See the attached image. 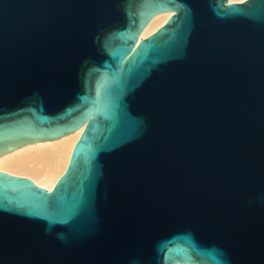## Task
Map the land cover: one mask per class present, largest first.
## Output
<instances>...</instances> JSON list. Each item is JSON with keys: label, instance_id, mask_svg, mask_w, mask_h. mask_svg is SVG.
Masks as SVG:
<instances>
[{"label": "water", "instance_id": "obj_1", "mask_svg": "<svg viewBox=\"0 0 264 264\" xmlns=\"http://www.w3.org/2000/svg\"><path fill=\"white\" fill-rule=\"evenodd\" d=\"M83 124L0 264H264V0H0V150Z\"/></svg>", "mask_w": 264, "mask_h": 264}, {"label": "bare ground", "instance_id": "obj_2", "mask_svg": "<svg viewBox=\"0 0 264 264\" xmlns=\"http://www.w3.org/2000/svg\"><path fill=\"white\" fill-rule=\"evenodd\" d=\"M169 14L172 11L155 13L141 30L138 40L154 32L155 25L166 22ZM83 128L84 124L58 137L10 143L7 149L0 150V170L27 173L37 184H55L65 171L78 131Z\"/></svg>", "mask_w": 264, "mask_h": 264}]
</instances>
